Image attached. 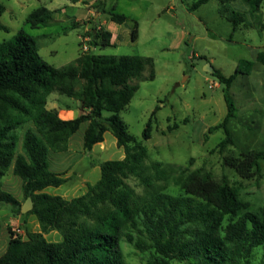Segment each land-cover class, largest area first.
I'll use <instances>...</instances> for the list:
<instances>
[{
    "label": "trees",
    "instance_id": "obj_1",
    "mask_svg": "<svg viewBox=\"0 0 264 264\" xmlns=\"http://www.w3.org/2000/svg\"><path fill=\"white\" fill-rule=\"evenodd\" d=\"M207 1L194 0L189 9ZM218 1L225 5L234 0ZM242 1L253 12L264 3ZM4 10L0 1V16ZM220 11L231 21L233 30L244 21L238 11ZM108 15L117 23L125 21L124 14L111 11ZM50 19L52 10L39 6L26 21L36 28ZM79 23L73 21L71 25ZM260 26L264 29L263 22ZM0 29L7 28L0 23ZM87 34L90 47L111 43V32L99 26H91ZM131 38H136L135 28ZM256 60L264 65V50L257 52ZM252 65L251 60L242 59L228 76L217 68L212 75L228 87L238 73H248ZM153 77L150 56L88 50L74 61L55 67L40 57L35 38L22 29L11 39L0 41V178L12 166V173L21 179L24 198L30 197L33 203L22 213L21 201L0 185V207L14 215L32 214L40 227L39 231L26 229L25 237L10 232L0 264H125L120 240L149 253L140 264H170L173 260L180 264H248L256 247L261 248L260 264H264V206L248 210L226 178L216 180L209 172L184 166L173 177L178 192L153 183L154 177H165L168 169L158 161L145 165V146L118 115L138 87L132 81ZM52 91L77 100L81 113L63 119L55 108H47V96ZM223 95L227 112L220 123L208 128L209 132L219 128L224 131V138L217 144L219 152L233 143L228 123L236 116V106L226 89ZM105 111L109 115H103ZM83 122H87L84 149L103 141L104 132L109 130L124 156L103 161L99 179L88 183L83 194L71 198L50 194L45 189L65 183L67 177L49 168L48 153L65 150L70 136ZM24 126L21 151L17 152L18 131ZM150 132L149 120L143 137L149 138ZM263 154L230 153L222 160L248 178L259 169L258 159ZM149 168L152 172H147ZM130 176L143 185L140 193L126 182ZM52 230L61 235V240H47L44 235Z\"/></svg>",
    "mask_w": 264,
    "mask_h": 264
},
{
    "label": "rangeland",
    "instance_id": "obj_2",
    "mask_svg": "<svg viewBox=\"0 0 264 264\" xmlns=\"http://www.w3.org/2000/svg\"><path fill=\"white\" fill-rule=\"evenodd\" d=\"M5 10L0 23V41L11 39L20 29L35 38L37 51L47 63L60 67L88 50L106 55H144L153 59V79L133 80L138 87L127 106L118 112L127 130L147 150L145 165L158 161L168 169L165 177L152 179L156 185L176 193L173 182L181 167L201 169L220 180L226 178L239 198L256 211L264 206V154L258 159L259 169L251 177H242L223 163V156L241 152L264 151V65L256 54L264 50V3L253 12L242 0L222 5L208 0L196 9H189L194 0H0ZM39 6L52 10V19L32 28L26 21L28 14ZM232 10L243 15L244 21L233 30L231 21L221 14ZM124 14L125 21L117 23L108 12ZM73 21L80 23L72 27ZM91 26L111 32V43L90 47ZM135 28L136 38H131ZM242 59L251 60L248 73H238L226 87L212 75L214 68L225 76L233 73ZM209 63L213 69H204ZM243 71V69H242ZM148 71L144 74L147 75ZM236 106V116L228 123L232 144L223 152L217 148L224 138L222 128L209 132L208 128L222 121L227 112L224 91ZM70 108V118L80 111L78 101L52 91L47 96V108ZM56 109V108H55ZM109 115V112H103ZM150 120V137L143 131ZM27 126V125H26ZM26 126L19 129L16 151H21V136ZM87 122L81 123L63 151H50L47 161L51 169L63 172L67 181L57 187L48 186L50 194L71 198L83 194L88 183L100 177V164L108 159H121L122 147L117 146L113 134L107 130L103 141L90 150L83 148V132ZM11 170V169H10ZM0 178V185L23 203L21 179L12 171ZM147 172H152L149 168ZM126 182L137 192L143 190L138 178L130 176ZM228 216L225 221L228 220ZM26 229L39 231V223L32 214L14 215L0 207V253L6 247L10 232L25 237ZM49 241L61 240L52 230L46 233ZM125 264H140L149 258L132 244L119 242ZM261 248L253 249L248 264H260ZM170 264H180L173 260Z\"/></svg>",
    "mask_w": 264,
    "mask_h": 264
},
{
    "label": "crops",
    "instance_id": "obj_3",
    "mask_svg": "<svg viewBox=\"0 0 264 264\" xmlns=\"http://www.w3.org/2000/svg\"><path fill=\"white\" fill-rule=\"evenodd\" d=\"M52 108H56V110H57V112H58V115H59V117H61V118H63V119H68V118H70L71 116L70 115H68V111L70 110V108H68V106L67 105H65L63 108H57V107H55V106H53ZM78 109H79V107H77ZM81 113V110L79 111V113H78V115ZM100 143V142H99ZM49 168H50V166H49ZM11 169V170H10ZM51 169V168H50ZM12 171V166H10L9 168H8V170L7 171ZM51 170H53V171H56V172H62V171H59V170H55V169H51ZM2 188V187H1ZM2 189H4V188H2ZM5 190V189H4ZM18 199V198H17ZM46 235V234H45ZM44 235V236H45Z\"/></svg>",
    "mask_w": 264,
    "mask_h": 264
},
{
    "label": "water",
    "instance_id": "obj_4",
    "mask_svg": "<svg viewBox=\"0 0 264 264\" xmlns=\"http://www.w3.org/2000/svg\"><path fill=\"white\" fill-rule=\"evenodd\" d=\"M204 69L210 72L212 71L213 67L209 63H206L204 66ZM32 205L33 203H32L31 198L27 197L25 201L21 204V212L22 213L27 212L28 210L32 208Z\"/></svg>",
    "mask_w": 264,
    "mask_h": 264
}]
</instances>
